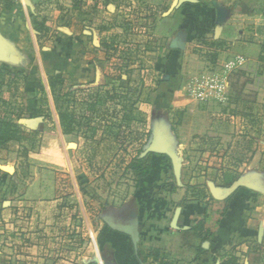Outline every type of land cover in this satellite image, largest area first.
Listing matches in <instances>:
<instances>
[{
    "label": "crops",
    "instance_id": "0c3cea01",
    "mask_svg": "<svg viewBox=\"0 0 264 264\" xmlns=\"http://www.w3.org/2000/svg\"><path fill=\"white\" fill-rule=\"evenodd\" d=\"M147 3L153 16L148 38L164 45L160 67L170 74L139 103L151 109L169 110L167 119L174 118V133L168 127L162 141L157 138L145 149L149 173L139 180L123 204L127 205L113 208L111 214L105 210L94 212V216L81 198L74 163L62 143L66 133L42 72L39 54L44 48L38 44L39 31L35 27L53 26L69 36L73 28L60 23H86L88 18L83 10L87 8L97 12L103 6L110 15L117 11V3L0 2V41L5 46L9 41L19 53L31 52L36 56L35 73L40 72L50 112L48 132L57 137V155L59 150L62 155L60 163H41V158L30 161L34 164H30V177L21 193L31 203L30 218L34 217L37 223L20 241L9 244L0 239V248H10V252L0 249V256H5L2 262L159 264L150 255L145 259L137 255L156 248L170 264H264V0H143L142 5ZM146 23L148 20L143 25ZM24 40L27 47L22 45ZM234 54L247 59L238 70V78L243 77L242 91L254 93L249 111H244V96L230 98L231 106L224 107L186 95L183 85L190 76L210 67L220 68ZM211 55L215 56L213 60ZM30 67L22 69L17 65L14 69L26 71V79L30 80L34 75ZM188 73L180 81L179 75ZM72 74L83 77L80 70L73 69ZM233 92L230 87V97ZM12 99L15 101L14 95ZM29 101L32 100H26L24 112L14 115L21 131L38 123L35 105ZM32 132L44 134L37 128ZM6 177L19 179L16 168L9 173L1 170L0 165V235L8 231L4 221L12 210L6 206L10 198ZM61 177H66L72 186L75 212L80 216L81 238L76 244L68 235L75 228L66 216ZM5 197L7 202L3 201ZM44 215L48 217L45 228L41 222ZM43 231L57 237L52 244L54 250H45V254L42 251L48 242L44 241ZM70 243L74 251H70Z\"/></svg>",
    "mask_w": 264,
    "mask_h": 264
},
{
    "label": "rangeland",
    "instance_id": "374dc122",
    "mask_svg": "<svg viewBox=\"0 0 264 264\" xmlns=\"http://www.w3.org/2000/svg\"><path fill=\"white\" fill-rule=\"evenodd\" d=\"M98 1L104 5L107 0ZM0 2L3 4L4 0ZM115 2L117 11L111 9L114 11L110 15L103 6L98 7L97 12L87 8L83 10L88 18L86 23H60L62 27L73 28L74 32L69 36L53 26L45 29L36 25L39 31L38 44L44 48L39 54L41 68L50 92L53 90L55 94L51 92L54 106L56 100H60L58 104L61 111L74 118H70V131L63 134L62 143L74 163L73 170L78 179L81 198L94 216V212L105 210L111 214L113 208L127 205L123 204L136 188L134 174L126 168L127 161L137 150L143 151L140 156H147L145 149L155 143L157 138L158 142L162 141L160 138L168 127L174 133L175 124L173 117L169 120V110L151 109L139 103L152 88L164 81L166 74H170L160 67L165 53L164 45L148 38L147 32L152 27L153 18L151 7L147 6L148 3L142 5L143 0H133L131 3L129 0H113V4ZM144 20H148L147 26L143 25ZM23 43L26 46V40ZM3 49L6 55H0V114L15 120L14 115L18 111L24 112L26 100L30 99L41 120L38 117L37 125L32 128L19 129L20 132H16L15 136L17 139L8 141L0 148L1 170L13 173L16 168L19 176V179L6 177L9 204L7 197L3 199L12 210L4 221L9 226L8 231L1 234L0 239L12 244L26 238L37 223L34 217L30 218L31 203L23 199L21 193L30 177V164H34L30 161L43 159L41 163L54 164V160L60 163L62 155L60 150L57 155V137L48 132L50 112L40 72L38 75L35 73V67L38 66L36 56L31 52L19 53L9 41ZM17 65L22 69L31 66L33 79H23L24 70L17 74L14 69ZM69 68L82 71L83 77L80 79L73 75ZM240 74V71L233 73L230 85L232 82L236 98L245 97L244 111H249V102L253 100L254 93L241 90L243 77L238 78ZM188 75H179L180 81ZM13 95L15 101H12ZM1 100L7 101L6 104H1ZM56 111L58 114L59 111ZM35 128L44 134L32 132ZM71 142L76 148H71L74 144H70L71 147L68 145ZM60 185V192L65 197L63 202L68 210L66 216L72 229L76 230L69 231L68 235L72 236L71 240L76 244L81 238L82 225L74 208V191L66 177L60 178ZM129 204L132 206L131 202ZM46 218L44 215L41 221L44 228ZM17 232L22 235H16ZM42 233L45 235L44 241L48 242L42 251L45 254V250H54L52 244L57 237L49 236L46 231ZM73 246L70 243V251H74ZM0 249L10 252V248ZM64 250L67 252L68 248L65 246ZM2 258L5 256H0V264H15L2 262ZM29 262L39 264L37 260Z\"/></svg>",
    "mask_w": 264,
    "mask_h": 264
},
{
    "label": "built area",
    "instance_id": "2783aa9c",
    "mask_svg": "<svg viewBox=\"0 0 264 264\" xmlns=\"http://www.w3.org/2000/svg\"><path fill=\"white\" fill-rule=\"evenodd\" d=\"M246 63L245 56L234 54L220 68L210 67L202 73L190 76L183 85L184 92L199 102H214L225 107L230 100L231 76Z\"/></svg>",
    "mask_w": 264,
    "mask_h": 264
},
{
    "label": "trees",
    "instance_id": "16d2710c",
    "mask_svg": "<svg viewBox=\"0 0 264 264\" xmlns=\"http://www.w3.org/2000/svg\"><path fill=\"white\" fill-rule=\"evenodd\" d=\"M6 7L8 8L7 2H6ZM36 30H37V28H36ZM214 58H215L214 55L210 56V59L213 60ZM16 73L20 74L19 72H16ZM22 78L26 79V76L23 75ZM230 86L232 87V82H231ZM51 92H52V95H55V94H53V90H51ZM55 97H56V99H59L58 96H55ZM230 98L231 99L236 98L234 92ZM59 101L56 100V102H55L56 103L55 107L59 111V113H58L59 122H60V125L62 127L63 133H68L70 131L68 128L69 122H71L70 118H73V117H71V116L68 117L69 114H65L64 112L61 111L60 106H59V104H60ZM6 102H5V100H1V104H6ZM231 103L232 102L230 100L228 105L231 106ZM19 129H20V127L16 123V120H12V119L6 117L4 114H0V146L6 144L8 141L17 139V137H15V136H16V132H20ZM142 152L143 151H141V150H137V152H135V155L127 161V165H126V168L131 170L132 173L134 174L136 185L138 184L139 180L142 177H145L149 173V166L147 164L148 158L146 155L140 156V154ZM200 251H201V249H198V253ZM137 255H138V257L141 256L144 259L148 255H150L152 257L153 261H158L159 264H170L169 262H167L165 260L164 254L156 248L150 249L146 253L138 252Z\"/></svg>",
    "mask_w": 264,
    "mask_h": 264
},
{
    "label": "water",
    "instance_id": "95a60500",
    "mask_svg": "<svg viewBox=\"0 0 264 264\" xmlns=\"http://www.w3.org/2000/svg\"><path fill=\"white\" fill-rule=\"evenodd\" d=\"M3 43L0 41V55H6L5 50L3 49Z\"/></svg>",
    "mask_w": 264,
    "mask_h": 264
}]
</instances>
